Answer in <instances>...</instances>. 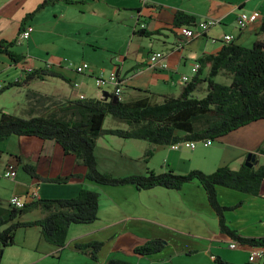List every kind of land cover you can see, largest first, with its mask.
I'll return each mask as SVG.
<instances>
[{
  "label": "crops",
  "instance_id": "crops-1",
  "mask_svg": "<svg viewBox=\"0 0 264 264\" xmlns=\"http://www.w3.org/2000/svg\"><path fill=\"white\" fill-rule=\"evenodd\" d=\"M51 5L54 12L61 13L62 17L71 11L76 12V9L96 8L101 20H120L132 28L134 38L146 39L143 45L137 46L132 44L134 39L131 36L127 52L120 57L121 64L116 69L109 70V74L115 71L120 76L122 95L126 88L133 89L128 98L124 97L126 99L142 93L138 88L159 94H181L187 84L182 81V76L186 74L194 77V63L220 51L226 44L225 34H232V41L242 45L256 40L264 41V31H261L264 0H58ZM19 8L18 0H0V41L13 40L14 33L10 30V23L14 21L15 12ZM178 11L194 16L197 24L210 19H218L219 22L205 31H201L196 24L191 25L199 34L189 38L180 32V27L187 24L177 26L174 23ZM241 11H259L260 16L241 29L237 25V17ZM30 12L22 10L18 16L16 36L21 30L23 19ZM31 19L35 17L28 18L25 24L31 23ZM141 22L146 24L144 28L138 24ZM34 48L32 42L28 43V51L23 48L18 50L15 46L14 49L25 56L19 62L12 60L6 53H0V110L8 112V108L13 107L16 110L13 113L23 117H29L30 112L43 110L46 104L39 103L31 92L53 96L56 100L78 99L82 95L104 98V91L108 86L98 88L95 84V76L104 75L103 71L99 73L94 69L89 74H80L71 66H56L53 62L55 66L50 71L57 73V76L34 79L21 86L9 85L16 79L18 81L25 78L28 74L26 68L46 69L45 64L51 62L49 52L40 53ZM153 51L165 54V61L168 63L166 68L150 66L149 55ZM13 68L15 71L12 72ZM208 74L209 67L201 65L198 75L203 82L195 92L196 95L202 97L206 94L205 79ZM139 75H146L144 85L132 83ZM79 77L83 79L78 81ZM109 86L114 90V86ZM12 91L19 98L12 102L10 99V103L7 101L10 105L1 102ZM25 91L23 97L22 93ZM203 91L205 93L199 95ZM25 137L35 136L12 135L0 141V217L12 218L10 223L41 219L43 212L38 208L16 213L13 217L15 208L9 202L12 195H18L28 202L29 194L35 186L39 189V198L71 197L82 187H87L100 194L99 219L89 224H73L69 230L68 242L63 247L46 241L40 225L19 227L15 233V243L5 247L0 264H107L111 258L125 259L131 264H181L176 263L174 257L185 252L188 256L200 255L197 256L200 260L196 264H215L217 260L214 256H219L227 264H264V259L257 263L249 261L252 248L250 244L239 247L240 250L229 247L232 238L220 230L219 216L198 181L187 182L179 189L164 186L138 189L131 184H99L86 179V166L79 164L75 155L65 154L54 140L35 137L37 139L33 141L38 143L37 148L33 147L27 153L23 147L31 140ZM129 139L132 138L111 134L99 137L96 155L101 171L114 172L117 176L145 174L149 169L155 172L173 170L180 174L200 169L210 173L223 165L239 169L245 164L249 152L256 154L255 168L264 165V119L223 135L211 146L199 145L194 149L181 146L174 149L171 145L150 144L153 153L148 158L146 150L134 154L133 148L136 146L129 147ZM117 145L121 147L118 148ZM124 148L128 152L124 153ZM10 163L16 164L17 175L15 178L6 177L5 180L3 175ZM24 163L34 165L37 175L27 172L23 168ZM137 163L143 168L138 169L139 172L135 171L137 169L134 164ZM69 174L75 176L67 181L52 180L59 175ZM218 200L223 206L233 207L224 211V217L238 234L264 237V181L257 195L219 187ZM6 226H2L0 231ZM181 226L195 229L182 230L179 229ZM147 228L163 230L151 231ZM164 229L189 237L183 243V240L176 239L173 233L170 235ZM154 238L163 240L161 251L146 255L135 251L137 246ZM92 240L104 241L97 260L75 246L76 243ZM131 255H135L133 259L129 257Z\"/></svg>",
  "mask_w": 264,
  "mask_h": 264
},
{
  "label": "trees",
  "instance_id": "trees-1",
  "mask_svg": "<svg viewBox=\"0 0 264 264\" xmlns=\"http://www.w3.org/2000/svg\"><path fill=\"white\" fill-rule=\"evenodd\" d=\"M58 0H44L39 8L46 7ZM34 12L27 13L23 19V29L28 18ZM174 23L195 25L194 16L178 11ZM261 31H264V21ZM147 34V33H145ZM16 40L0 41V53H6L15 62L25 56L14 47ZM201 65L209 67L206 94L199 97L195 94L203 79L198 73L188 82L181 94H159L139 89L142 95L118 101L99 97H82L78 99L56 100L53 96L31 92L39 103L46 104L43 110L30 112L29 117L0 110V141L12 135L35 136L50 139L58 143L65 154L75 155L77 162L86 166L84 177L104 185H134L138 189H149L164 186L179 189L183 184L198 181L210 205L219 216V228L229 237L241 243L253 246H264V237H245L238 234L224 217V211L233 207L221 205L218 200V188L227 187L253 195L259 194L264 181V165L258 168L243 164L239 169L228 165L219 166L213 172L193 169L180 174L173 170L155 172L149 169L145 174L117 176L112 172L101 171L96 155L97 141L104 135H116L124 138L145 139L151 144L172 145L182 140H200L223 135L251 122L264 119V41L256 40L252 46H245L233 41L227 42L220 51L200 59ZM27 76L9 85H22L34 79H45L58 74L49 69L36 68L27 72ZM223 75L229 83L216 80ZM115 95L114 92H111ZM108 114L116 120L127 124V128H104ZM153 149L146 151L150 156ZM23 168L36 174V167L24 163ZM74 174L57 176L53 181H67ZM99 192L82 187L71 197L33 198L26 201L22 208H15L14 214L33 209H41L43 217L28 222H12V218L0 217V260L5 247L15 243V233L19 227L40 225L46 241L58 247L68 242L70 227L73 224H89L99 219ZM10 223V224H9ZM104 245L103 240L76 243V248L97 260ZM164 244L160 238H154L137 246L140 254H154L162 250ZM220 264H227L214 258ZM107 264H131L121 258H111Z\"/></svg>",
  "mask_w": 264,
  "mask_h": 264
},
{
  "label": "rangeland",
  "instance_id": "rangeland-1",
  "mask_svg": "<svg viewBox=\"0 0 264 264\" xmlns=\"http://www.w3.org/2000/svg\"><path fill=\"white\" fill-rule=\"evenodd\" d=\"M43 1L44 0H18L20 8L18 9L17 13L15 12L14 21H10V30L12 31V34L14 33L13 40L17 39L16 33L18 31V16L21 14L22 10H28L31 12L35 11L33 15V18L35 17V19H31V23L34 24L36 30L32 34L31 39L28 40L34 43V49L39 51L40 53L49 52L51 59L50 61L56 64V66H71V68L77 70L76 66H80L83 62H86L88 63L89 68L85 69L84 72H80V74H89L95 69L97 72L100 73L101 71H103L104 75H107L109 74L110 69H116L118 65L121 64L120 57H123V55L127 52L129 44L132 40L131 36H133L134 40L132 44L134 45H143L146 42V39L144 37L134 38V35H132V28L130 29V26L127 24L124 25L120 20H114L110 18L101 20L102 18L97 16L98 11L96 8L88 7L87 9H76V12L71 11V13L69 12L68 15L62 17L61 13H58L57 11L54 12L53 6L51 4H48L46 7L39 8L40 4ZM28 40L24 41L23 44H16V48H18V50H20V48H23L25 51H28V43H30L28 42ZM245 45L252 46L253 43L249 42ZM41 49H43L44 52ZM71 62L74 63V66L70 64ZM11 71L13 72L15 71V69L13 68L11 69ZM82 79L83 78L79 77L78 81H81ZM216 80L224 83L230 82V79L223 75L217 76ZM53 81H55V79H53ZM132 83L144 85V83H146V75L136 76ZM105 90H110L111 92L113 89L108 85L107 89ZM131 92H133V89L126 88L123 92V98H128L131 95ZM204 93L205 91L201 92L199 95H203ZM22 94L24 97L26 91ZM142 94L143 93H137L135 97ZM18 98L19 95L15 93L13 94L12 91L5 95V97H3L1 102L7 103L8 101L10 103V99L12 102L13 99L17 100ZM7 105L10 104L7 103ZM8 109V112L10 113L16 111L13 107ZM104 128H127V125L124 122L116 120L111 114H108L104 122ZM25 138L31 141L29 142V144H26L23 149H25L27 153H30V151L33 150V147L37 148L38 143H35L33 140H36L38 137ZM129 142V147L136 146L135 148H133L134 154H137L141 150L147 151L151 148V143L145 139L132 138L129 139ZM117 146L118 148L121 147L120 145ZM125 151L128 152V149L124 148V153ZM146 157L148 158L149 156ZM134 166L137 169L135 170L136 172L140 171L138 169H143L140 168L139 163L134 164ZM112 173L115 174L114 172ZM4 178L6 180V176ZM180 228L182 230L187 229V231L195 229L191 226L186 228H182L181 226L179 227V229ZM147 229L151 231H155L156 229H159V231L163 230L162 228ZM164 231L166 233H169L170 235H172L173 233V236H175L176 239H180L181 241L183 240V243H185L186 239L189 237L176 231H172V233L167 229H164ZM236 250H240V248H236ZM175 252L176 251H174V253ZM134 256L135 255H131L129 257L133 259ZM197 256L200 255L188 256L185 252L175 255L174 258L176 263L196 264L197 260H200ZM154 264L158 263L155 262ZM215 264H220V262H217Z\"/></svg>",
  "mask_w": 264,
  "mask_h": 264
},
{
  "label": "built area",
  "instance_id": "built-area-1",
  "mask_svg": "<svg viewBox=\"0 0 264 264\" xmlns=\"http://www.w3.org/2000/svg\"><path fill=\"white\" fill-rule=\"evenodd\" d=\"M259 16H260L259 11H252V12L241 11L237 17V25L239 28L244 29L250 23L256 21L259 18ZM218 22H219L218 19H210L206 21H201L198 24L196 23V25L198 26V28H200L201 31H205L210 26L215 25ZM138 24L142 28L146 26V24L143 22L138 23ZM34 29L35 27L33 24L26 23L23 29L20 30L17 36V39H16L17 44H22L24 41L28 40L31 37ZM180 32L189 38L195 37L197 34H199L197 30L190 25L181 26ZM233 38L234 36L232 34L224 35V41L226 43L232 41ZM149 62H150V66L155 67V68L157 67L166 68L168 66V63L165 61V54L162 51L151 52L149 55ZM70 64L74 66L73 62H71ZM54 66L55 65L52 62H47L45 64V68L49 70ZM200 67H201L200 61H196L192 67L193 76L198 73ZM76 68L78 72H84L85 69L89 68V65L88 63L83 62L80 66H76ZM35 69L36 68L34 67H28L26 68L25 71L32 72ZM192 78H193L192 76L185 74L182 76V81L188 83L192 80ZM95 84L98 88H104L108 85H112L114 86L113 92L115 93V95H118L119 98L122 97V80L120 79V76L118 75V73L115 71H112L108 76H104L102 74L95 76ZM82 97L84 96L82 95ZM215 141L216 140L213 138H206V139H200V140H182L180 142L172 144L171 146L174 149H179L181 146L194 149L198 147L199 145L211 146L212 144H214ZM16 175H17L16 164L10 163L9 165H7L5 172H4V176L8 178H15ZM38 194H39L38 187L37 186L33 187L31 194H29V200L36 198ZM9 202L15 208H22L26 203V201L23 200V198L18 195H12L9 199ZM243 245L245 244L241 243L239 240H236V239H233L229 242V247L233 249L239 248ZM251 246L252 248H251V252L249 255V261L253 263H257L260 260L264 259V246H253V245Z\"/></svg>",
  "mask_w": 264,
  "mask_h": 264
},
{
  "label": "water",
  "instance_id": "water-1",
  "mask_svg": "<svg viewBox=\"0 0 264 264\" xmlns=\"http://www.w3.org/2000/svg\"><path fill=\"white\" fill-rule=\"evenodd\" d=\"M105 99H113V101H118L119 97L118 95H114L109 91H104V96ZM256 161V154L254 152H249V154L247 155L246 161H245V165L249 166V167H253L254 163Z\"/></svg>",
  "mask_w": 264,
  "mask_h": 264
}]
</instances>
